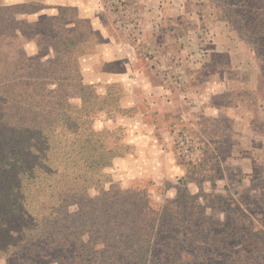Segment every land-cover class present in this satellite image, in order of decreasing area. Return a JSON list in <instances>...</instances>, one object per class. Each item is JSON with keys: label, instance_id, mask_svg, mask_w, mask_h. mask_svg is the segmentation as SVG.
<instances>
[{"label": "rangeland", "instance_id": "rangeland-1", "mask_svg": "<svg viewBox=\"0 0 264 264\" xmlns=\"http://www.w3.org/2000/svg\"><path fill=\"white\" fill-rule=\"evenodd\" d=\"M227 1L0 0V45L11 51L0 58V77L16 75L21 55L54 54L58 42L40 44V29H65L77 39L83 82L108 96L107 107L121 108L101 110L93 123L96 130L120 129L111 139L131 151L82 194L88 207L50 210L62 225L84 230L83 241L104 237L91 215L103 192L146 196L178 215L188 187L204 207L203 233H219L205 258L189 242L185 252L200 254L192 264H264V56L248 44L258 35L235 20ZM71 101L80 103L79 95ZM191 222L183 233L181 223L170 228L172 237L190 239L187 231L198 226ZM58 254L46 262L60 264ZM19 257L0 254V264H25Z\"/></svg>", "mask_w": 264, "mask_h": 264}, {"label": "trees", "instance_id": "trees-1", "mask_svg": "<svg viewBox=\"0 0 264 264\" xmlns=\"http://www.w3.org/2000/svg\"><path fill=\"white\" fill-rule=\"evenodd\" d=\"M238 1H227L230 14L250 34L258 35L246 39L256 54L264 56V0ZM45 38L58 42L54 54L46 60L41 51L38 57L21 55L14 66L16 75L0 77V254L21 256L25 264L40 260L48 264L58 251L60 264H192L200 256L185 252L193 240L201 246V257H207L205 248L217 243L219 233L215 229L211 237L203 233L204 207L188 187L178 197L180 202L187 199L178 215L146 196L137 200L134 195L129 198L127 191L103 192L92 204L91 215L105 234L90 242L82 240L84 230L62 225L60 214L50 211L64 203L88 207L82 194L99 186L102 169L128 154L132 145L118 137L111 139L120 129L94 127V116L101 110L113 113L121 108L107 107L108 96L83 82L74 33L40 29V44L46 43ZM8 52L0 45V58ZM77 95L80 103L72 102ZM193 218L198 226L187 231L190 239L172 237L170 228L181 223L178 234L183 233L181 227ZM118 250L123 252H113Z\"/></svg>", "mask_w": 264, "mask_h": 264}, {"label": "crops", "instance_id": "crops-1", "mask_svg": "<svg viewBox=\"0 0 264 264\" xmlns=\"http://www.w3.org/2000/svg\"><path fill=\"white\" fill-rule=\"evenodd\" d=\"M111 41H112V39H111Z\"/></svg>", "mask_w": 264, "mask_h": 264}]
</instances>
